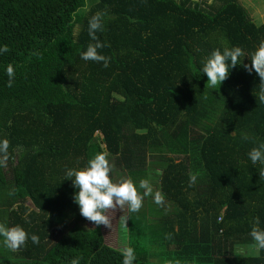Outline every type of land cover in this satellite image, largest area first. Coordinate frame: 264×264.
Instances as JSON below:
<instances>
[{
	"label": "trees",
	"instance_id": "16d2710c",
	"mask_svg": "<svg viewBox=\"0 0 264 264\" xmlns=\"http://www.w3.org/2000/svg\"><path fill=\"white\" fill-rule=\"evenodd\" d=\"M97 13L108 67L80 58ZM262 40L264 23L240 0H0L1 206L30 199L20 226L43 240L27 244L32 261L0 264H122L123 250L80 214L65 176L100 152L164 196L128 209L134 264H264L249 235L254 217L264 228V165L247 157L264 143V87L241 66L248 57L221 86L201 71L214 50L250 54ZM67 219L73 227L49 245L46 227Z\"/></svg>",
	"mask_w": 264,
	"mask_h": 264
},
{
	"label": "clouds",
	"instance_id": "9594fccd",
	"mask_svg": "<svg viewBox=\"0 0 264 264\" xmlns=\"http://www.w3.org/2000/svg\"><path fill=\"white\" fill-rule=\"evenodd\" d=\"M103 30L102 15L97 13L88 20V35L94 43H89L86 50L80 53L84 61L102 62L108 67L110 58L102 54L100 49L106 45L99 40L96 33ZM8 51L6 45L0 46V53ZM248 57L251 64L240 63L241 58ZM244 61V60H243ZM238 65L243 66L249 74L253 71L258 75L262 87H264V40H262L255 51L250 54L239 47H225L223 51L214 50L203 62L201 71L208 77V84L213 87L221 84L227 79L230 71ZM8 76V86L11 87L15 79V70L12 64L5 68ZM264 101V90L259 95ZM9 142L7 139H0V153H7ZM248 159L253 165L259 163L264 165V143L253 147L247 153ZM111 166L107 155L103 152L96 153L83 168H69L65 172L66 180H71L76 191L73 193L74 202L79 206L80 214L97 225L103 224L109 227L110 218L108 211L117 207L123 208L127 205L132 212L142 207L145 197L152 196L156 204L164 201L160 191H154L147 179H141L138 186L131 179L122 180L119 183L113 181L110 176ZM260 179L264 178V167L258 170ZM195 176L191 177L194 182ZM142 189L143 192H139ZM260 218L254 217L249 235L257 250H264V228H260ZM0 237L4 246L16 250L23 246L26 240L30 239L34 244L39 243V237L35 234L30 237L21 226L6 227L0 225ZM122 264H134L136 259L134 249L126 247L122 251ZM76 264V261H73Z\"/></svg>",
	"mask_w": 264,
	"mask_h": 264
},
{
	"label": "rangeland",
	"instance_id": "374dc122",
	"mask_svg": "<svg viewBox=\"0 0 264 264\" xmlns=\"http://www.w3.org/2000/svg\"><path fill=\"white\" fill-rule=\"evenodd\" d=\"M246 8L250 11V13L253 16V19L257 25H262L264 23V0H240ZM111 171H112V177L113 181L116 183L121 182L122 180L128 179V176L125 172L120 170L118 167L115 166L113 160H111ZM7 180H9V186L10 189H12V175L11 172L7 171ZM153 190L156 191L157 187L153 184L152 185ZM3 193L8 194V191H4ZM5 195H0V225H4L6 227H12V226H20L21 223V214L19 213L20 208L22 206L29 207L30 209H33V204L30 199H27L26 201H21L16 198L9 197L8 202L11 203V206L3 207L1 206V203H6V200H4ZM152 202H154L152 196L149 197ZM148 197H145L143 202L144 205L147 206L146 201ZM10 203H7L8 205ZM144 207V206H143ZM167 205L166 203L163 205V208L166 209ZM142 208V207H141ZM151 210L152 207H150ZM168 211V210H167ZM108 216L110 218V225L109 227L102 224L103 229V235L105 238V242L117 249H125L128 247V239L126 236V230H127V220H128V207L125 205L123 208L117 207L115 209H111L108 211ZM162 214V213H161ZM57 218V217H56ZM61 220L59 221V223ZM141 223L149 224L150 222L146 219H140ZM75 221L72 219H67L65 222L61 224L59 228L56 230L55 227L51 228L49 226L46 227V231L42 229V233L45 231L47 233V236L50 237V239H47L49 245L52 244L53 241L56 240L58 236L61 234L68 232L74 225ZM44 227V226H43ZM0 241H2V237H0ZM43 240L39 238V244L42 243ZM27 244L31 246V240H26V245L21 246L19 249L12 250L7 248L3 245L2 242H0V263H8V262H28L32 261V255L28 251ZM146 246V245H144ZM148 248V247H147ZM243 255L250 254L247 252L242 253ZM157 263H165L167 258H157Z\"/></svg>",
	"mask_w": 264,
	"mask_h": 264
},
{
	"label": "crops",
	"instance_id": "0c3cea01",
	"mask_svg": "<svg viewBox=\"0 0 264 264\" xmlns=\"http://www.w3.org/2000/svg\"><path fill=\"white\" fill-rule=\"evenodd\" d=\"M255 253H257V250H255Z\"/></svg>",
	"mask_w": 264,
	"mask_h": 264
}]
</instances>
